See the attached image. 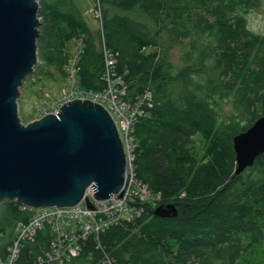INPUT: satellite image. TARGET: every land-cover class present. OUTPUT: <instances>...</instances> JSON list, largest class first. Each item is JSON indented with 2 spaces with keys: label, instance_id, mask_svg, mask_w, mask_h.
Wrapping results in <instances>:
<instances>
[{
  "label": "trees",
  "instance_id": "16d2710c",
  "mask_svg": "<svg viewBox=\"0 0 264 264\" xmlns=\"http://www.w3.org/2000/svg\"><path fill=\"white\" fill-rule=\"evenodd\" d=\"M38 64L29 78L67 77L68 44L83 39L79 85L102 91L101 33L75 0H38ZM260 0H100L106 46L127 85L124 99L151 103L133 126L137 180L159 196L134 220L81 242L64 264H264V153L236 174L233 138L264 116V35L247 13ZM182 49L176 63L171 52ZM231 111L223 116L222 104ZM195 137L205 143L198 160ZM177 214L161 217L158 207ZM30 208L0 205V259ZM49 229L23 242L17 264H34L50 248Z\"/></svg>",
  "mask_w": 264,
  "mask_h": 264
},
{
  "label": "water",
  "instance_id": "95a60500",
  "mask_svg": "<svg viewBox=\"0 0 264 264\" xmlns=\"http://www.w3.org/2000/svg\"><path fill=\"white\" fill-rule=\"evenodd\" d=\"M38 0H0V203L33 209L73 207L122 194L127 155L119 125L102 104L76 99L58 112L24 124L17 100L38 64ZM236 174L264 153V116L233 138ZM173 205L158 207L166 217Z\"/></svg>",
  "mask_w": 264,
  "mask_h": 264
},
{
  "label": "built area",
  "instance_id": "2783aa9c",
  "mask_svg": "<svg viewBox=\"0 0 264 264\" xmlns=\"http://www.w3.org/2000/svg\"><path fill=\"white\" fill-rule=\"evenodd\" d=\"M98 5L100 8L96 14V18L99 19L98 27L94 31L101 33L102 36L105 61L103 80L106 82V87L97 92L83 88L74 89L75 85L79 84L78 64L85 48L83 39H74L68 44L69 62L66 67V78L70 80V85L59 99L54 113L58 112L64 104L83 98L95 100L113 113L119 125L127 155L125 188L122 194L113 195L105 201H97L93 192L88 191L87 196L94 206L93 209L86 205L85 200L73 207L30 208L32 214L29 221L17 226L13 242L8 248L7 258L0 259V264H17L23 242L33 239L37 232L44 228L49 229L52 235L50 248L38 256L34 264H64L79 255L82 240H86L90 235L98 238L100 233L111 226L134 220L141 214L144 203H154L159 199V196L155 195L147 185L137 180L133 166L135 149L133 126L138 116L142 114L141 105L144 102L151 103V94L146 93L136 104H131L124 99L127 85L123 76L117 73L116 54L105 44L100 0ZM23 208L29 207L23 206ZM104 262L115 264L114 259L107 253H105Z\"/></svg>",
  "mask_w": 264,
  "mask_h": 264
},
{
  "label": "rangeland",
  "instance_id": "374dc122",
  "mask_svg": "<svg viewBox=\"0 0 264 264\" xmlns=\"http://www.w3.org/2000/svg\"><path fill=\"white\" fill-rule=\"evenodd\" d=\"M75 2L89 25L93 30H96L98 27L97 21L99 20L96 18V14L97 11H100L98 0H75ZM247 22L251 31L264 35V0H260L257 7L249 10L247 13ZM181 51L182 49L180 47H176L171 52L176 63L180 59ZM29 76L24 80L25 83L20 88L22 95L19 96L17 100L19 116L23 118L22 123L25 125L43 116L54 113L58 106L59 99L64 95L63 93L67 91L70 85V80H68V78L55 81L48 77L41 79L39 76L33 78H29ZM74 89H81V86L76 84ZM221 107L223 116L231 111L229 102H224ZM194 140L196 147L194 154L198 160H201L205 152V143L200 137H195ZM156 201L157 200H155L154 203Z\"/></svg>",
  "mask_w": 264,
  "mask_h": 264
},
{
  "label": "bare ground",
  "instance_id": "6f19581e",
  "mask_svg": "<svg viewBox=\"0 0 264 264\" xmlns=\"http://www.w3.org/2000/svg\"><path fill=\"white\" fill-rule=\"evenodd\" d=\"M92 192V191H91Z\"/></svg>",
  "mask_w": 264,
  "mask_h": 264
}]
</instances>
